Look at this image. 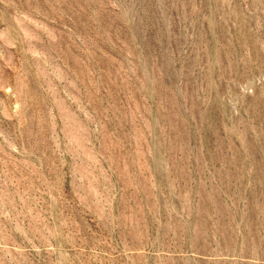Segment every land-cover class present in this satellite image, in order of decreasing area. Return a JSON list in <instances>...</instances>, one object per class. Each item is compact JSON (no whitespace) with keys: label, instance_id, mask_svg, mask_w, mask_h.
Wrapping results in <instances>:
<instances>
[{"label":"rangeland","instance_id":"rangeland-1","mask_svg":"<svg viewBox=\"0 0 264 264\" xmlns=\"http://www.w3.org/2000/svg\"><path fill=\"white\" fill-rule=\"evenodd\" d=\"M0 264H264V0H0Z\"/></svg>","mask_w":264,"mask_h":264}]
</instances>
